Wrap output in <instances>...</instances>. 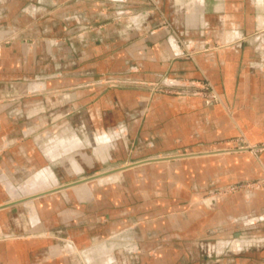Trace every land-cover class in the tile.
Returning <instances> with one entry per match:
<instances>
[{"label": "crops", "instance_id": "crops-1", "mask_svg": "<svg viewBox=\"0 0 264 264\" xmlns=\"http://www.w3.org/2000/svg\"><path fill=\"white\" fill-rule=\"evenodd\" d=\"M158 1L195 54L176 56L177 41L147 23L124 48L129 75L203 74L222 103L86 88L96 77L79 61L75 75L64 62L61 76H1L0 264H264V189L214 193L264 175V149H227L240 134L264 142V0ZM25 42L3 45L0 70L5 52L19 71L38 67ZM111 162L130 166L58 188Z\"/></svg>", "mask_w": 264, "mask_h": 264}, {"label": "rangeland", "instance_id": "rangeland-1", "mask_svg": "<svg viewBox=\"0 0 264 264\" xmlns=\"http://www.w3.org/2000/svg\"><path fill=\"white\" fill-rule=\"evenodd\" d=\"M31 4H35L32 10H30ZM147 17L149 19H146ZM136 18L137 22L134 21ZM147 23H150L149 31L165 32L166 36H172L177 41L179 51L176 56L193 58L195 50L180 36L173 20L158 0H19V4L7 5L3 11L0 10V57L4 55L3 45L26 43L25 41L29 42L31 39L37 44L39 63L38 67L31 69L27 66L20 72L13 67L11 58L15 54L5 52L6 58L10 59L9 67H11L1 69L0 77L3 76L9 81L20 77L28 79L35 75L47 77L52 73L54 76H61L64 62L70 63L69 69L64 68L70 71L69 75H75L79 61L82 75L93 74L96 77L95 80L85 81L86 88L96 86L105 91L109 88L132 87L137 90L168 94H199L206 105L222 103L216 88L203 74L202 80L199 81L172 77L169 74H162L154 80H144L129 75L132 70L125 68V65L126 61L130 60V55L126 56L128 53L124 48L132 42L143 39L145 32L141 29L147 30L145 27ZM94 44L95 48L92 47ZM94 63H96L95 69L92 66ZM214 97L216 99H213ZM234 139L239 141V144L227 149H245L256 156L261 149H264V142L251 144L242 134ZM114 163L104 164L91 174H85L83 178L82 175L76 176L65 182L69 185H65L70 187L72 186L70 184L101 179L113 171L123 170L124 168L121 169L123 166H130L123 162L116 165ZM262 167L264 171V166ZM90 176L95 177L88 179ZM77 181L79 183H73ZM110 183L109 180L102 181L100 186ZM49 186L51 187L47 185L48 188ZM240 189H264V175L219 186L214 193ZM52 192L56 191L44 194Z\"/></svg>", "mask_w": 264, "mask_h": 264}, {"label": "water", "instance_id": "water-1", "mask_svg": "<svg viewBox=\"0 0 264 264\" xmlns=\"http://www.w3.org/2000/svg\"><path fill=\"white\" fill-rule=\"evenodd\" d=\"M149 160H151V159H149ZM126 167H127V166H123L121 169L126 168ZM92 177H95V176H90V177H88V179H89V178H92ZM73 183H79V181H77V182H73ZM67 185H69V184H67ZM67 185L60 186V187H58V188L66 187ZM70 185H73V184H70ZM58 188H55V189H58Z\"/></svg>", "mask_w": 264, "mask_h": 264}, {"label": "built area", "instance_id": "built-area-1", "mask_svg": "<svg viewBox=\"0 0 264 264\" xmlns=\"http://www.w3.org/2000/svg\"><path fill=\"white\" fill-rule=\"evenodd\" d=\"M213 99H216V97H214Z\"/></svg>", "mask_w": 264, "mask_h": 264}]
</instances>
